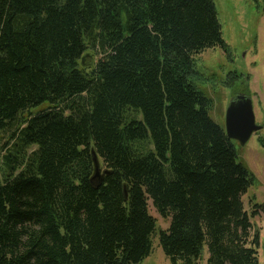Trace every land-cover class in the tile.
<instances>
[{
    "label": "trees",
    "instance_id": "16d2710c",
    "mask_svg": "<svg viewBox=\"0 0 264 264\" xmlns=\"http://www.w3.org/2000/svg\"><path fill=\"white\" fill-rule=\"evenodd\" d=\"M216 47L212 0H0V264H140L156 234L170 264H259L256 178L197 83Z\"/></svg>",
    "mask_w": 264,
    "mask_h": 264
},
{
    "label": "rangeland",
    "instance_id": "374dc122",
    "mask_svg": "<svg viewBox=\"0 0 264 264\" xmlns=\"http://www.w3.org/2000/svg\"><path fill=\"white\" fill-rule=\"evenodd\" d=\"M212 1L230 54L216 47L195 56L201 74L197 83L212 101L209 114L216 124L225 127V111L232 96L242 90L250 96L255 122L263 127L244 146L237 142L234 146L238 161L256 178V185L248 189L242 200L253 230L259 234L258 260L259 264H264V0ZM92 57L96 60L95 52ZM229 73L237 75V78L233 76L230 88L227 86L228 80L231 81L227 78ZM8 135H0V155L7 149ZM148 208L155 219L157 232L166 230L169 220L160 217L150 201ZM253 212L256 214L252 215ZM207 258V248L204 247L197 264H207ZM140 264H170L159 247L157 234L152 238V253Z\"/></svg>",
    "mask_w": 264,
    "mask_h": 264
},
{
    "label": "water",
    "instance_id": "95a60500",
    "mask_svg": "<svg viewBox=\"0 0 264 264\" xmlns=\"http://www.w3.org/2000/svg\"><path fill=\"white\" fill-rule=\"evenodd\" d=\"M262 129L256 124L253 112L252 101L247 96H236L232 99L225 111V134L230 141H236L240 146H244L251 136ZM93 160L97 168V160L93 155ZM96 171L95 176H98Z\"/></svg>",
    "mask_w": 264,
    "mask_h": 264
},
{
    "label": "flooded vegetation",
    "instance_id": "af4514ba",
    "mask_svg": "<svg viewBox=\"0 0 264 264\" xmlns=\"http://www.w3.org/2000/svg\"><path fill=\"white\" fill-rule=\"evenodd\" d=\"M236 96H247V97H250L248 94H246L245 92L243 91H238L235 95L232 96L231 100L234 99ZM257 124V123H256ZM263 128V127H262ZM262 130V129H261ZM257 133V132H256ZM233 142H236V141H233Z\"/></svg>",
    "mask_w": 264,
    "mask_h": 264
}]
</instances>
